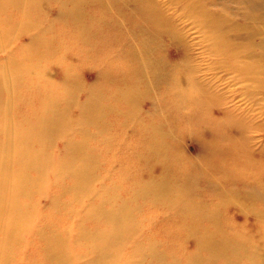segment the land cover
<instances>
[{
	"label": "bare ground",
	"instance_id": "1",
	"mask_svg": "<svg viewBox=\"0 0 264 264\" xmlns=\"http://www.w3.org/2000/svg\"><path fill=\"white\" fill-rule=\"evenodd\" d=\"M163 4L0 0V264H261L264 0ZM169 4L189 21L177 27ZM184 25L201 34L211 80L250 82V106L200 77Z\"/></svg>",
	"mask_w": 264,
	"mask_h": 264
},
{
	"label": "rangeland",
	"instance_id": "2",
	"mask_svg": "<svg viewBox=\"0 0 264 264\" xmlns=\"http://www.w3.org/2000/svg\"><path fill=\"white\" fill-rule=\"evenodd\" d=\"M160 2H163L165 0H158ZM165 5V4H163ZM236 4L234 2H231V6L234 7ZM175 5L173 4H169V8L166 9L165 7V10L168 14H170L176 22L179 23V20H177V16L174 14V11H175ZM164 7V6H163ZM49 12L47 13V16L49 17H54L55 16V11H56V5H55V2H50L49 3ZM189 20L187 18H182V22H180L179 24H177V27H181L182 24H186ZM184 36L186 38V40L191 44V48H190V56L192 57V59L194 60V62L199 65L200 67V71H199V75L200 77L206 79V80H209L212 84H215L217 90H219V92H222L224 93L225 95H227L228 98H232V101L228 103L229 106H238L240 107V109L242 108H245V107H248L251 105V103L245 99L244 97V94L242 95V92L240 91V88L242 85H250V82L248 81H245V82H235L234 80L230 78H226L225 80H221L219 81L218 83H215V81L211 80V76L210 74H213L215 73L216 74V71L217 70H205L204 67H206L207 63H208V55L206 53H204L203 51V43L201 41L202 37H201V34L195 29V28H192L191 25H184ZM29 39H30V36L28 33H21L19 35V38H18V42L21 43V44H26L29 42ZM165 53L168 55V57L170 58H179L180 56V50L179 48H177L176 46H173L172 44L171 45H167L166 47V50H164ZM108 52H112L113 53V50H109ZM2 54L3 53H0V59L2 58ZM70 56V55H68ZM71 59V58H69ZM73 60H77L76 56L73 55ZM47 71V75L48 77L51 79V80H58V78H60L59 74V67L52 63V61H50V64H48V67L46 69ZM207 73V74H205ZM81 76L84 80L88 81V82H93V81H96L97 80V75H95L94 73V70L92 68H87V69H84V71L81 72ZM205 74V75H204ZM217 75H221V72L217 73ZM227 77V76H225ZM108 86L110 87L108 90L112 89L113 88V83L112 84H109L107 85L106 88H108ZM260 103H264V100H260L259 101ZM144 109L148 110L149 109V103H145L144 105ZM239 109V110H240ZM259 120H261L262 122H264V115H260ZM257 119V120H258ZM263 129V128H262ZM114 130V129H113ZM112 132H116L115 130ZM119 131V130H118ZM255 136V140L254 141H257L258 143H261L264 141V130H257L255 131V133L253 134ZM77 137V135L75 136ZM184 143L182 144V149L184 150V152H186L188 155L194 157L192 158L193 159H196V155L199 153V147H198V144L196 143V141L192 138V137H189V136H184ZM62 137H59L56 139L55 143L51 146V150H56V148L58 147L57 146V143L61 140ZM94 144V143H92ZM128 143L124 144H121L120 147L121 149H125L126 148V145ZM257 145V144H256ZM119 149V145L117 146ZM117 148V149H118ZM133 148H135L133 146ZM120 149V150H121ZM125 160V159H124ZM124 160H122V162H124ZM131 161H127L126 163L130 166V167H133L134 165L135 166H139V163H130ZM195 162V161H194ZM196 163V162H195ZM141 164V163H140ZM199 164V163H197ZM133 165V166H132ZM117 166L120 167V161L118 162ZM102 173L104 174V171H102ZM113 179V178H112ZM37 201L38 203L40 202L41 205H45L46 204V198L45 196H39L37 198ZM46 208V209H45ZM49 209V206L46 205V207L43 208L44 211H48ZM42 210V211H43ZM229 213L231 214H235V215H239L237 214V212L234 210V209H231L229 208ZM237 220H238V223L240 225H244L247 230H249L250 232H253L255 231V228H256V222L254 220H252L251 218L249 219H243V216H237L235 217ZM245 221V222H244ZM68 222V221H67ZM244 222V223H243ZM69 223V222H68ZM25 242V241H24ZM23 243V242H22ZM21 246H13V249L15 251H17V253H20L21 251V248L23 247L22 244H20ZM189 245H193L192 243H190ZM28 252V251H27ZM19 262L18 260V256L17 255H14V254H11V257H10V262L9 264H17ZM22 264V263H20ZM261 264H264V259L262 260Z\"/></svg>",
	"mask_w": 264,
	"mask_h": 264
}]
</instances>
